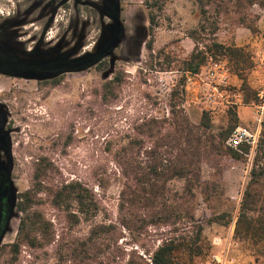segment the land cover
Wrapping results in <instances>:
<instances>
[{"label": "rangeland", "instance_id": "374dc122", "mask_svg": "<svg viewBox=\"0 0 264 264\" xmlns=\"http://www.w3.org/2000/svg\"><path fill=\"white\" fill-rule=\"evenodd\" d=\"M146 1L155 0H118L123 37L111 53L104 55L105 61L78 71L67 70L56 78L41 81L0 74L1 112L6 117L3 127L6 125L4 130L8 132L14 160L11 190L17 196L14 214L0 242V264H28L32 259L25 248L13 263L3 252L5 245L14 240L22 215L17 209L19 196L25 192L35 196L37 201L42 202L40 206L47 217L53 219L55 212L49 206L51 196L47 187L62 180H79L88 187H94L103 196V212L115 220L121 188L118 162L128 157L127 138L133 132L134 122L144 116L170 119L169 110L173 104L175 110H181L180 114L188 117L190 122L199 123L205 109L196 99L192 89L195 85L190 87V91H185L184 84V91L181 90V79L186 73L181 61L195 45L188 33L197 28L198 7L193 0H157L156 4L160 7H150ZM9 2L0 0L1 19L7 17ZM101 2L88 0V6H83L70 1L60 6L48 37L59 40L61 35H56L59 28L63 34L67 26L77 23V36L73 40L79 41V47L73 56L90 54L108 36L113 23L112 17L103 12ZM252 12L258 15V19L262 17L260 24L264 26V8L254 5ZM151 16L157 26L153 34V51L149 52L145 42L150 38L148 27ZM36 25L39 26V23ZM234 27L227 22L221 23L216 40L232 44ZM209 37L208 34L202 35L197 45L204 49ZM167 57L173 60L170 64ZM117 74L121 77L117 97L103 101L100 96L103 82ZM249 96L252 97L251 94ZM242 109L248 112L247 120L239 121L238 125L254 130L250 108ZM229 110L237 115L232 107L225 113L209 111L210 133L218 136L216 141L229 129ZM229 136L221 140L223 154L207 156L200 164L201 178L208 182L205 191L208 200L204 201L201 194L197 196L194 214L203 227V253L194 256L192 264H203L207 260L210 240L214 235H227L226 223L237 215L242 192L249 179L256 147L252 149L247 144L249 148L245 152L238 150L239 146L236 149L230 147ZM226 148L235 150L237 157L226 154ZM37 164L47 168V175L41 182L43 187L35 192L33 177ZM98 181L102 184L99 188L96 187ZM104 213L99 215V219ZM123 234L125 243L138 240V228L124 230ZM255 248H264V242L255 247L249 240L234 235L228 254L240 264L243 254L254 256ZM42 262L41 259L37 264ZM51 262L48 260L46 264ZM258 263H264V254L259 256Z\"/></svg>", "mask_w": 264, "mask_h": 264}, {"label": "trees", "instance_id": "16d2710c", "mask_svg": "<svg viewBox=\"0 0 264 264\" xmlns=\"http://www.w3.org/2000/svg\"><path fill=\"white\" fill-rule=\"evenodd\" d=\"M193 1L198 7L199 19L197 28L188 36L195 45L181 61L182 69L197 72L209 58H225L231 72L242 80L244 102L256 100V91L247 83V74L253 66L252 54L243 47L217 41L216 33L225 22L256 32L258 15L252 12V7H264V0ZM156 3L157 0L146 1L150 7L158 5ZM149 23L150 38L145 47L151 52L157 26L153 16ZM207 34L210 37L202 49L197 42ZM100 59L92 65L101 63ZM172 61L167 57L168 64ZM181 83L183 92L186 77ZM120 85L118 74L103 82L102 100L116 98ZM169 112L170 119L144 116L132 125L133 132L127 138L128 157L118 162L121 188L115 220L103 212V196L79 180H62L47 187L51 196L49 206L55 212L53 219L42 210V202L25 192L17 202L22 215L15 238L3 250L7 260L16 262L25 248L32 258L28 264H37L41 259L42 264L48 260H52L51 264H192L193 257L203 253V227L194 214L197 196L201 194L204 201L208 200L205 194L208 182L201 178L200 164L207 156L223 154L221 140L232 133L239 120L236 113L229 110V129L216 141L218 136L210 133L208 110L202 111L198 124L181 115V110H175L173 104ZM248 148L249 145L242 143L237 149L245 152ZM226 149V154L237 157L235 150ZM254 152L234 235L249 240L256 247L264 242V123ZM46 172L47 168L35 166V192L43 187L41 182ZM101 186L100 181L96 182V187ZM101 213L104 216L99 219ZM133 227L138 228V240L123 242V231ZM253 254L259 262L264 248H255Z\"/></svg>", "mask_w": 264, "mask_h": 264}, {"label": "flooded vegetation", "instance_id": "af4514ba", "mask_svg": "<svg viewBox=\"0 0 264 264\" xmlns=\"http://www.w3.org/2000/svg\"><path fill=\"white\" fill-rule=\"evenodd\" d=\"M70 1L88 6V0H10L7 17L0 18V74L45 76L43 79L34 78L41 81L56 78L63 70L83 66L86 58L73 56L79 47V41L73 40L77 36V23L67 26L63 34L58 27L56 35H61L59 40L48 37L58 8ZM101 3L105 14L110 17L116 14L118 0H102ZM109 43L106 42L98 52L102 54L110 50ZM103 60L104 56L100 61ZM4 127L0 121V233L9 210L14 165Z\"/></svg>", "mask_w": 264, "mask_h": 264}, {"label": "built area", "instance_id": "2783aa9c", "mask_svg": "<svg viewBox=\"0 0 264 264\" xmlns=\"http://www.w3.org/2000/svg\"><path fill=\"white\" fill-rule=\"evenodd\" d=\"M257 60L264 66V53L258 55ZM191 74L193 78L187 77L186 81L195 85L196 99L204 109L215 113H225L230 107L235 108L245 103L241 89L231 82L232 72L226 59L209 58L197 72ZM255 91L257 99L251 101L249 106L252 108V118L256 126L254 130L242 125L235 127L228 138L229 146L235 149L242 143L249 144L252 149L257 145L264 116V84H260ZM235 220L236 215L226 225L228 230L226 236L214 235L211 238V249L203 264H237L236 260L228 254L230 240L234 237Z\"/></svg>", "mask_w": 264, "mask_h": 264}, {"label": "crops", "instance_id": "0c3cea01", "mask_svg": "<svg viewBox=\"0 0 264 264\" xmlns=\"http://www.w3.org/2000/svg\"><path fill=\"white\" fill-rule=\"evenodd\" d=\"M261 8L263 9L264 7H261ZM260 19H262V17L257 20V31L256 32H252L248 28L243 27V26H235L234 30H233L234 32H233V38H232V44H234L235 46H238V47H243V48L247 49L252 54L253 66L250 69L251 70L250 73L247 74V81H248L247 83H249V85H250V87H252V89L258 88L260 84H264V66L260 65L258 63V60H257L258 55L264 53V26H262L260 24ZM192 49H191V51H192ZM191 73H194V72H187L186 71L185 77L186 78L188 77L190 79L193 78V76H192L193 74H191ZM231 82L234 85H236V87L241 89L242 80L234 73H232V75H231ZM252 83H254V86L252 85ZM192 85H193L192 82L187 83V81H186L185 91H190L191 90L190 87ZM192 89L195 92V87H193ZM242 107L250 108V115L252 112V108L249 106V103H246V102L242 105H238L235 107V110L237 111L238 120L240 122H242V121L245 122L247 120L248 112L243 110V109L240 110V108H242ZM217 114H219V113H217ZM221 115H223V114H221ZM251 121L252 122L254 121L252 118V115H251ZM254 125L256 126L255 123H254ZM261 126H262V124H261ZM260 129H261V127H260ZM240 264H260V263L255 261L254 256H252L250 254H248V255L243 254V258L240 260Z\"/></svg>", "mask_w": 264, "mask_h": 264}, {"label": "water", "instance_id": "95a60500", "mask_svg": "<svg viewBox=\"0 0 264 264\" xmlns=\"http://www.w3.org/2000/svg\"><path fill=\"white\" fill-rule=\"evenodd\" d=\"M116 6H117L116 7V14L114 16H112L113 23H111V25H110L108 36L103 40L101 45L98 48H96L93 52H91L90 54H88L86 56L80 57V58H84L85 57L86 60H85V62L83 64V66L78 67V68H76L74 70L78 71V70H82V69H85V68L91 66L93 63H95L102 56L111 53L112 49H114L120 43V41H121V39L123 37V29H122L121 22H120V20L118 18V14H119V5H118V3H117ZM106 42H110L109 43L110 50L100 54L98 51ZM95 56H96V59L94 58ZM64 71H67V70H63V72ZM19 76L26 77V78H37V79L46 78L45 76H37V77H35V76H31V75H22V74H20ZM1 111H2V104H0V121H2V125H3V124H5L6 117H5L4 114H2ZM5 133H8V132L5 131ZM16 200H17V196L11 190V200H10L9 210H8L7 218H6V221H5V225H4V227H3V229H2V231L0 233V242L2 240V237H3L4 233L8 229V224H9L10 218L14 214V209H15V206H16Z\"/></svg>", "mask_w": 264, "mask_h": 264}]
</instances>
